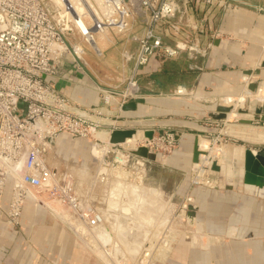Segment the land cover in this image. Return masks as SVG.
<instances>
[{"label":"crops","instance_id":"0c3cea01","mask_svg":"<svg viewBox=\"0 0 264 264\" xmlns=\"http://www.w3.org/2000/svg\"><path fill=\"white\" fill-rule=\"evenodd\" d=\"M222 2L223 7L208 8L199 22L190 18L192 23L203 27L201 32L199 28L189 29L185 36L165 40L172 45L187 42L197 50L153 58L139 68L137 78L146 73L153 78L148 82L150 86L141 85L138 98L143 101L130 99L120 109L115 103L109 107L113 111L111 123L117 120V126L123 129H137L139 136H144L143 130H174L178 143L169 156L157 154L155 160L133 156L132 165L139 166L135 175H140L130 177L128 182L111 176L106 182L94 176L98 161L93 158L99 157L94 153L91 138L61 134L50 152L54 165L75 168L77 180L84 185L81 192L91 191L95 202L103 200L104 222L94 229L99 244L111 241L116 233L119 250L124 246L138 254L152 234L181 233L175 235L169 247L163 246L162 257L152 259L149 264H264V229L260 228L262 219H259L264 217V198L228 189L227 183L225 189L200 186L189 189L196 135L216 130L215 126L223 120L211 118L209 113L216 110L223 98L243 95L248 84L245 77L251 83L259 82L264 89V0ZM137 30L141 31V27L137 26ZM116 40L127 46L118 52L125 49L134 52L137 48L135 41H121L112 32L96 35L102 49L99 54L82 41L86 64L77 66L66 59L55 78L58 90L82 106L101 104L102 93L97 85L103 82L98 78H104L99 75L100 62L93 57L102 56L106 45ZM121 68L125 73L132 72L130 63ZM249 70L259 73L249 75ZM206 119L214 123H205ZM242 125L241 130L235 131L230 126L227 129L245 139L264 142V130L248 129L249 123ZM243 147L261 149L264 145L229 146L220 171L224 179L228 176V160L232 156L241 158ZM152 165L179 170L184 176L168 191L160 183L148 180L147 169ZM117 168L123 171L121 163ZM105 185L107 190L102 193ZM247 188L254 187L247 184ZM10 196L8 186L0 202V264H108L53 209L33 197L24 203L19 227L11 226L6 220ZM181 199L198 206L194 221L185 219V211L177 209ZM178 224L184 229H179Z\"/></svg>","mask_w":264,"mask_h":264},{"label":"built area","instance_id":"2783aa9c","mask_svg":"<svg viewBox=\"0 0 264 264\" xmlns=\"http://www.w3.org/2000/svg\"><path fill=\"white\" fill-rule=\"evenodd\" d=\"M222 3V0H0V202L10 186L6 220L11 226L19 227L28 197L53 209L78 234L71 219L91 228L103 222V208L90 196L91 191L81 192L73 170L50 161L53 143L61 134L105 144L106 153H114L115 159L121 155L124 161L121 165L135 174L139 172V166L132 165L133 156H137L132 151L136 148L145 146L163 158L174 151L178 138L173 130H163L152 138L145 134L134 140L127 137L118 143L116 150H111L112 132L123 128L117 126V120L111 123L113 111L109 107L115 103L120 109L139 96L141 89L135 74L151 59L197 50L187 42L172 45L165 40L185 36L189 29L199 28L201 32L203 27L192 23L189 13L198 8L206 12L208 8L223 7ZM108 32L137 43L134 52L123 51L125 63L132 64V75L125 90L110 84L97 85L102 93L101 104L79 105L58 90L55 78L66 59L77 66L86 64L82 41L101 53L96 35ZM108 126L111 127L107 129ZM100 133L106 137H100ZM213 152L203 151L207 160L215 156ZM206 159L192 165L193 183L212 187L217 185L212 176L218 172ZM102 166L103 161H98L94 176L109 180L114 175L113 169L108 167L106 173L99 174ZM186 206L183 201L178 209L185 211ZM170 243L164 240L167 247ZM148 254L145 252L144 256ZM152 259L149 257L147 262Z\"/></svg>","mask_w":264,"mask_h":264},{"label":"rangeland","instance_id":"374dc122","mask_svg":"<svg viewBox=\"0 0 264 264\" xmlns=\"http://www.w3.org/2000/svg\"><path fill=\"white\" fill-rule=\"evenodd\" d=\"M202 10L200 8H198L196 11H192L189 13V17L194 18L196 21H200L202 16H203ZM116 38H118V36H116ZM125 39L121 38V41H124ZM122 42H118V40H116L114 43H110L108 45H106L107 47H105L104 53L102 56L98 57L94 55V60L96 62H100V73L99 75L104 78V79H100L98 78L99 81L102 84H110L112 86H118L119 90H125L128 84V80L132 75V72H128L125 73L123 71V69L121 68L123 66V64H127L125 63V61L123 60V53L124 52H118V50H123L125 46V44H121ZM90 45V44H89ZM123 45V46H122ZM91 46V45H90ZM91 50H93V47H90ZM95 54V53H94ZM119 66V67H118ZM127 66V65H126ZM131 66V64H130ZM136 78H137V73L135 74ZM107 76H112L113 78L111 80H108L106 77ZM153 78L149 75V73H146L145 75H142L141 78H137L138 83L140 85V89H141V85H145V86H150L148 85V82L151 81ZM105 81V82H104ZM247 83V82H246ZM247 87V86H246ZM245 87V88H246ZM248 89V88H246ZM142 91V89L140 90ZM145 91H150L149 89H145ZM246 92V90H245ZM244 92V93H245ZM152 94H155L156 92H151ZM242 93V94H244ZM258 98L256 96H253L251 98V102L250 105L248 106L250 109H253L254 106L256 105V102L258 103ZM221 102V101H220ZM251 117L252 115L251 113L246 115V118ZM210 118V117H209ZM242 117H238V116H234L231 117L228 120L223 119L221 123H219L218 125L215 126L216 130H209L206 133H203V137L207 138L208 140H210V145L212 146V151L216 150L215 156L212 159L207 160L209 162V164H211L213 159H216L217 162L219 163V165L222 167V163L224 160V155H225V151L228 148V144H234V145H243V146H253L255 148H259L262 147L264 145V142L262 141H255V140H248L245 139L243 137L238 136L237 134L230 132L227 127H233V129L236 130H241L244 125H242V122H240L239 119ZM257 120H253L250 124V126H247L248 129H254V130H264V123H257ZM208 122V119L205 120V123ZM208 123H214V122H208ZM232 125V126H231ZM166 131L172 130V129H164ZM174 131V130H173ZM175 132V131H174ZM159 132H155L154 134H158ZM176 136V133H175ZM201 135H199L200 137ZM177 137V136H176ZM202 137V136H201ZM95 145V144H94ZM103 145V144H100ZM220 145V146H219ZM106 146V145H105ZM108 151V147L106 146V152ZM219 152V153H218ZM121 154V153H120ZM219 156V157H218ZM121 155H118L115 159V154L110 152V153H105L104 157H102V161H103V166H107L111 167L113 166V176L115 178H119L120 181L124 182H128L130 179V176L132 175L134 176H138L135 175V172L130 170L128 167L125 168V166L123 165V171L119 172V169L116 167L122 162L121 161ZM218 157V159H217ZM93 159L100 161L101 159L94 157ZM90 160V159H89ZM131 164V163H130ZM193 165V164H192ZM71 168V167H70ZM189 172V189H192L194 187L200 186V187H208V188H212V189H225V185L227 183V179H224V175L221 171V169L219 171H216L218 173H214V175L212 176V179L214 180L213 182L216 183L217 185L215 186H209V185H205V184H195L193 183V175H192V166ZM236 169H238V166L235 167V171H237ZM75 176L76 174V170L75 168L72 169ZM79 170V169H78ZM122 170V169H121ZM214 170V169H213ZM239 170V169H238ZM101 170L99 172V174H101ZM79 177H82L81 173H78ZM184 174L179 171H171L167 168L164 167H159V166H151L150 168L147 169V177L148 180L151 182H155L156 184L160 183L161 186L164 189H167L169 191V189H171L172 187L175 186V181L179 180V178L183 177ZM87 178H89V176L86 175ZM111 177V176H110ZM110 180V179H109ZM109 180H106V182H109ZM79 183V181H78ZM81 183V181H80ZM79 183V189L81 190L83 188L84 185L81 186V184ZM83 183V182H82ZM82 187V188H81ZM107 187L106 185L103 186V188L101 189V192L104 193L106 192ZM238 190V192L241 193H247L249 194V192H246L244 190ZM260 196V195H258ZM263 197L264 196H260ZM99 200H101L99 198ZM97 205H99L100 207L104 208L103 205V200L101 201H97L96 202ZM182 203V199L178 202V206L177 209L179 207V204ZM193 203V202H191ZM55 208H57V210L61 209V207L59 205H54ZM180 211L182 212V210L180 209ZM55 212V211H54ZM185 219H187V217L185 216ZM262 219L261 223H260V228L264 229V217L260 218ZM179 229H184V226L181 224H178ZM91 237L93 238L94 242H96V246L91 245L86 238L81 234L80 238L82 239L83 242H85L86 244H88L90 246V248L97 253L98 256L102 257L103 259H105V261L108 264H149V261L147 262V259L149 257H153V258H160L162 257V255L165 253L162 248H164V240H166L167 238L172 241L174 237L177 236V234L181 235L180 232L178 233H170V232H163V233H157V234H152L153 237L150 238L147 242H151V241H156L157 245L155 248H150L148 247V245L146 244L145 248H141L138 250V254H135L136 250L134 251V249H129V248H124V246L122 248H120L121 250H119V246H120V241L118 240V243H115L116 240V233H114V237L113 239H111V241H106V243H104V241L98 242L97 238L95 235H98L95 230H88ZM199 233V232H197ZM176 235V236H175ZM93 246V247H92ZM107 247V248H106ZM148 247V248H147ZM118 252H120V254L118 255ZM145 252H149L148 256H144ZM137 253V252H136ZM133 255H135L134 257H132ZM141 258H143L142 262L140 261ZM119 259V262L117 261Z\"/></svg>","mask_w":264,"mask_h":264},{"label":"water","instance_id":"95a60500","mask_svg":"<svg viewBox=\"0 0 264 264\" xmlns=\"http://www.w3.org/2000/svg\"><path fill=\"white\" fill-rule=\"evenodd\" d=\"M264 65V62L262 63ZM259 73V70H249V73ZM249 90L252 92H256L259 88V82L255 81L248 84ZM143 101V98H135V102ZM234 106L224 105L221 102L217 105L215 111L210 112L209 116L214 119H225L228 116V113L232 111ZM239 112L242 113H251L252 118H242L240 122L242 123H251L253 120L264 121V101L262 103H256L253 109L249 107L238 108ZM163 131V130H162ZM161 131V132H162ZM136 132L135 129H116L112 132L110 138L109 147L111 150H116L118 148V143L123 142L127 137L134 135ZM155 130H147L144 131V134L152 138ZM229 146H239L234 144H228ZM134 155H137L142 158H147L150 160H155L157 157V153L150 151L147 147L141 146L132 151ZM199 146L197 138L194 141V151H193V161H197L199 159ZM238 166L237 171H235V167ZM228 176H227V184L226 188L228 189H239L244 190L246 192L264 196V147L261 149H250L243 147L242 149V157L239 158L237 156H232L230 160H228ZM212 168L215 170H219V165L216 161H213ZM102 174L107 172V166H102L101 169ZM247 184L253 186L254 188H247ZM185 209V215L190 219V221H194L197 215L198 206L196 204L189 203L187 204ZM76 225V228L80 234H82L87 241H89V236L87 234L81 233L80 223L76 220L71 219ZM148 247L155 248L157 245L156 241L149 242Z\"/></svg>","mask_w":264,"mask_h":264},{"label":"bare ground","instance_id":"6f19581e","mask_svg":"<svg viewBox=\"0 0 264 264\" xmlns=\"http://www.w3.org/2000/svg\"><path fill=\"white\" fill-rule=\"evenodd\" d=\"M250 74H252V73H249V75ZM253 74H255V73H253ZM246 78V80H247V83L249 84V83H251L250 82V78L249 77H245ZM248 84H247V87L246 88H248ZM251 90H249V88L248 89H246V92L243 94V95H240V96H238V97H234V96H228V97H225V98H223L222 100H221V103L222 104H224V105H231V106H234V108L235 109H233L232 111H230L229 113H228V116H227V118H225V120H228V119H230L231 117H234V116H240V117H242V118H246V115H247V113H242V112H239L238 111V108H245V107H248L249 105H250V100H251V98L253 97V96H256L257 98H258V103L260 104V103H262L263 101H264V89H263V87L262 86H259V88H258V90L256 91V92H252ZM183 93V92H182ZM257 103V102H256ZM242 118H240V119H242ZM247 118H251V117H248L247 116ZM239 119V118H238ZM239 119V120H240ZM201 135L202 136V134L201 133H197V135H196V138H197V141H198V146H199V150H200V153H199V159L197 160V161H193L194 163V165H196L197 163H200V162H203V161H205V159H206V156L204 155V153H203V151L204 150H208V151H212V146L209 144V140L208 139H206V138H204L203 136L201 137H199L198 135ZM99 136L100 137H102V138H105L106 137V134H103V133H100L99 134ZM131 138H130V140H134V139H136L137 137H142V136H139L138 134H137V132H135V134L134 135H132V136H130ZM199 137V138H198ZM94 153H95V155H97L100 159L102 158V157H104V154L106 153V146L103 144V145H100V144H95V146H94ZM121 153V152H120ZM219 153V152H218ZM219 157V156H218ZM218 157H217V159H218ZM103 159V158H102ZM101 159V160H102ZM207 160V159H206ZM121 161L122 162H124L123 161V159H122V157H121ZM213 161H216L217 162V160L216 159H213L212 160V162H211V167H212V164H213ZM217 164L219 165V163L217 162ZM114 166V165H113ZM113 166H112V168H113ZM219 168L221 169V166L219 165ZM213 169V168H212ZM219 169V170H220ZM215 170V169H214ZM219 170H216V171H219ZM192 204H194V203H192ZM103 222H104V218H103ZM103 222L101 223V224H103ZM100 224V225H101ZM99 225V226H100ZM98 227V226H97ZM96 228V227H95ZM95 228H91V227H87V226H85L84 224H80V230H81V233H83L84 235L85 234H87L88 236H89V243L91 244V245H94V246H96V243L94 242V240H93V238L91 237V235H90V233H89V231L88 230H94ZM93 247V246H92Z\"/></svg>","mask_w":264,"mask_h":264}]
</instances>
